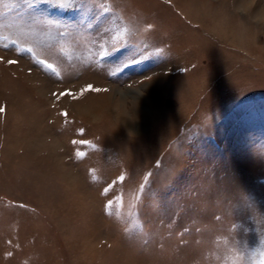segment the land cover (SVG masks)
I'll use <instances>...</instances> for the list:
<instances>
[{
  "label": "rangeland",
  "instance_id": "1",
  "mask_svg": "<svg viewBox=\"0 0 264 264\" xmlns=\"http://www.w3.org/2000/svg\"><path fill=\"white\" fill-rule=\"evenodd\" d=\"M0 109V264L264 261V0H0Z\"/></svg>",
  "mask_w": 264,
  "mask_h": 264
},
{
  "label": "snow or ice",
  "instance_id": "2",
  "mask_svg": "<svg viewBox=\"0 0 264 264\" xmlns=\"http://www.w3.org/2000/svg\"><path fill=\"white\" fill-rule=\"evenodd\" d=\"M45 3L49 4L52 7L55 8H64V9H73L77 11L83 10L84 6V0H45ZM12 63H15V61H12ZM131 63L136 64L140 63V61L133 59ZM128 65H125L127 67ZM49 68H52L51 65H48ZM55 71V69H53ZM89 90H96L93 89L92 86H88ZM65 94H70V93H65ZM2 111V109H0ZM64 115H67L65 113ZM124 177H120V180L123 181ZM262 264H264V261H262Z\"/></svg>",
  "mask_w": 264,
  "mask_h": 264
},
{
  "label": "bare ground",
  "instance_id": "3",
  "mask_svg": "<svg viewBox=\"0 0 264 264\" xmlns=\"http://www.w3.org/2000/svg\"><path fill=\"white\" fill-rule=\"evenodd\" d=\"M91 201V200H90ZM85 209V208H84ZM91 212V211H90Z\"/></svg>",
  "mask_w": 264,
  "mask_h": 264
}]
</instances>
